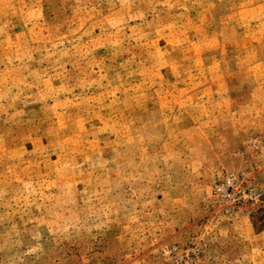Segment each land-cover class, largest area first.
Returning a JSON list of instances; mask_svg holds the SVG:
<instances>
[{"label":"rangeland","instance_id":"rangeland-1","mask_svg":"<svg viewBox=\"0 0 264 264\" xmlns=\"http://www.w3.org/2000/svg\"><path fill=\"white\" fill-rule=\"evenodd\" d=\"M0 264H264V0H0Z\"/></svg>","mask_w":264,"mask_h":264}]
</instances>
